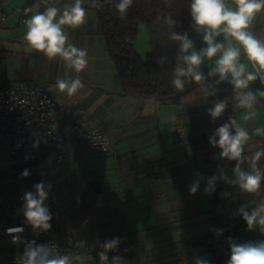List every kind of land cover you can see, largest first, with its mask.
Wrapping results in <instances>:
<instances>
[{"label": "crops", "instance_id": "0c3cea01", "mask_svg": "<svg viewBox=\"0 0 264 264\" xmlns=\"http://www.w3.org/2000/svg\"><path fill=\"white\" fill-rule=\"evenodd\" d=\"M51 2L63 8L70 0ZM38 3L43 11V0H13L2 7L7 18L0 26V88L18 82L48 86L52 108L58 111L61 126L68 127L64 132L67 160L57 161L47 145L23 166L30 172L23 193L34 191V185L41 181L51 185L45 201L52 215L51 228L70 232L76 241L92 243L97 258L102 250L99 244L119 238L117 249L108 253L109 261L119 255L127 264H194L195 258L227 264L229 239L236 243L264 240V234L258 229L249 231L242 217L234 215L244 204L251 210L255 197L223 181H217L214 193L204 194L207 179L218 175L220 167L229 177L233 175L235 161L221 160L220 150L208 142L229 117L242 122L243 110L231 102L233 90L223 89L229 104L225 116L223 113L215 121L207 115L208 106L199 110V97L182 101L187 93L168 101H142L125 95L108 55L96 8L84 0L86 23L67 29L71 42L88 51V68L80 73L84 88L72 97L60 94L55 83L57 77L64 76L63 62L49 61L42 53L29 50L23 39L24 21L32 15L24 10ZM254 25L257 35L264 36V12ZM149 43L148 31L142 25L134 42L142 58L150 50ZM250 87L261 89L258 80ZM244 126L250 132L264 127V101L258 107L257 119ZM89 128L103 134L104 148L87 145L83 132ZM9 146V137L0 135V190L6 189L0 193V216L5 213L10 219L0 226L23 218L20 192L14 196L7 191V185L15 181ZM263 146L264 137L254 135L244 155L251 156ZM242 167L247 168V164ZM197 178H201L200 187L192 195L189 185ZM9 187L15 190L16 185ZM216 218L221 226L214 230H223L221 247L208 241L217 232L207 235L198 231L206 221L215 223Z\"/></svg>", "mask_w": 264, "mask_h": 264}, {"label": "clouds", "instance_id": "9594fccd", "mask_svg": "<svg viewBox=\"0 0 264 264\" xmlns=\"http://www.w3.org/2000/svg\"><path fill=\"white\" fill-rule=\"evenodd\" d=\"M134 0H118L116 11L121 20H125ZM44 10L39 11L38 3L24 10L25 14L32 13L24 21L23 36L26 47L42 53L47 60L59 59L63 62L65 73L57 77L55 88L58 93L68 97L76 95L84 83L80 73L89 65L86 48L75 46L67 29L75 30L87 21V8L84 0H70L63 8L56 6L51 0H43ZM88 6L98 8L100 0H88ZM191 24L189 27L201 37L202 47L197 50L194 41L187 32H176L172 29L176 21L171 13L163 19L168 25V39L178 44L177 63L173 70L171 85L178 92L185 91L189 84H195L206 100L215 96L218 85L227 81L233 89L236 109L243 110L241 121L229 117L228 121L219 126L209 137V144L218 148L219 158L229 162L235 161L233 175L229 177L222 167L218 175L207 179L204 194L215 192L217 181L235 186L241 193L250 194L256 199L249 210L248 204L242 205L234 215L242 217L247 229H258L264 234V196H261V186L264 183V170L259 162L264 157V148L257 150L251 156H245V146L254 135L264 137V127H256L251 132L244 126L258 117V107L264 101V36L257 35L254 21L264 12V0H190L189 6ZM161 17H157L160 20ZM222 37V39H218ZM161 58L160 62H163ZM208 66L207 74L202 70ZM69 72L72 75H69ZM216 78V79H211ZM212 80V83L208 81ZM259 81L261 89L253 91L251 85ZM229 98L215 100L208 109L207 115L213 121L219 119L228 108ZM38 141L33 148L38 147ZM29 157H25L28 159ZM247 164V168L242 167ZM30 175L28 169L21 173V178ZM201 178L193 180L189 185V193L194 195L199 190ZM51 185L43 181L34 185V191L24 193L23 216L25 222L33 230L47 232L51 229L52 215L45 204ZM217 229V235L222 233ZM23 228L9 230L13 242L20 241ZM23 255L19 264H85L89 257L83 254L85 242L78 241L76 251L71 254H61L55 246L36 245L35 241H26ZM121 243L119 238H113L99 244L102 249L98 253L100 264H127L119 255L109 261L108 253L115 251ZM230 257L227 264H264V240L257 242L236 243L229 239ZM194 264H209L207 259L195 258Z\"/></svg>", "mask_w": 264, "mask_h": 264}, {"label": "built area", "instance_id": "2783aa9c", "mask_svg": "<svg viewBox=\"0 0 264 264\" xmlns=\"http://www.w3.org/2000/svg\"><path fill=\"white\" fill-rule=\"evenodd\" d=\"M9 1L0 0V26L7 18L2 7ZM53 100L48 86H35L18 82L0 88V135L10 139L9 158L13 166L12 174L18 182L16 189L21 194V210L23 213V188L27 178H21L25 157L37 154L43 146H50L57 161L68 159V148L64 143V132L58 120V111L53 110ZM76 129L77 126L73 125ZM87 145L92 149L106 146L103 134L97 128H89L83 132ZM38 141V147L33 143ZM23 228L20 241L14 243L9 230ZM35 241L36 245H49L61 254L82 251L76 248L75 237L67 231L51 228L47 232L33 230L24 219L0 226V264H19L26 241ZM83 254L89 259L85 264H99L94 245L86 242Z\"/></svg>", "mask_w": 264, "mask_h": 264}, {"label": "trees", "instance_id": "16d2710c", "mask_svg": "<svg viewBox=\"0 0 264 264\" xmlns=\"http://www.w3.org/2000/svg\"><path fill=\"white\" fill-rule=\"evenodd\" d=\"M116 3L118 0H100L101 6L96 8V12L108 55L118 72L124 94L142 101H168L181 97V92L171 85L178 44L168 39L170 29L163 17L171 13L176 21L172 30L187 32L191 24L190 0H134L125 20L119 18ZM157 17L161 19L157 20ZM142 25L146 27L150 38V50L144 58L136 52L134 46ZM161 58H164L162 63ZM223 85L217 86L219 90L215 96L206 100L202 96L197 99L199 110L207 106L210 108L215 100L224 99L223 89L228 86ZM259 165L264 170V157ZM262 186L261 196H264V183Z\"/></svg>", "mask_w": 264, "mask_h": 264}, {"label": "rangeland", "instance_id": "374dc122", "mask_svg": "<svg viewBox=\"0 0 264 264\" xmlns=\"http://www.w3.org/2000/svg\"><path fill=\"white\" fill-rule=\"evenodd\" d=\"M254 23H255V21H254ZM254 27H255V25H254ZM188 35L194 41L196 49L199 50L203 46L202 43H201V37L198 34H196L192 29L189 31ZM218 39H222V37H219ZM207 67L208 66L205 65L203 67V69H202L204 71L205 75L207 74V71H208ZM211 79L214 80L216 78H211ZM208 82L209 83H212V80H209ZM225 82H227V81H225ZM192 90H193V92H192ZM262 90H264V89H262ZM182 93H184V94L187 93V94H185V96H182V98H181L182 101H187L189 99H193L195 97L202 96L200 94V92H199L198 86H196L195 84H189V85H187L186 88H185V91H183ZM10 166L13 169V166L11 164V161H10ZM17 184H18V182L17 181H14V182L10 183L9 185H17ZM9 185H7V188L10 189V190H7L8 191V194L9 195L12 194V195L15 196L16 193L18 192V189L15 188V190H13V189H11L9 187ZM5 190H0V193L1 192L4 193ZM7 221H10V219L6 216L5 213H2L1 216H0V224H3L5 222H7ZM219 221H220L219 218L218 219L216 218L215 219V223H211V224L207 223V221H206V223L203 225V227L199 228V230H198L199 233H202V234H205L206 233L208 235L209 232L215 231L214 229H216L217 226H221V225H218L219 224ZM214 233H216V231ZM206 239H208V237H206ZM208 241L209 242L211 241V243H212L213 246H218V247H221L222 246V243H221L222 242L221 241V235H217V233L214 234L213 237H210L208 239Z\"/></svg>", "mask_w": 264, "mask_h": 264}, {"label": "flooded vegetation", "instance_id": "af4514ba", "mask_svg": "<svg viewBox=\"0 0 264 264\" xmlns=\"http://www.w3.org/2000/svg\"><path fill=\"white\" fill-rule=\"evenodd\" d=\"M222 84H226V86H228V87H226V88L233 90L232 87H231V85H230L228 82H223ZM259 84H260V83H259Z\"/></svg>", "mask_w": 264, "mask_h": 264}]
</instances>
